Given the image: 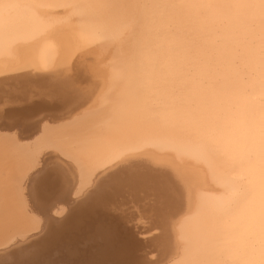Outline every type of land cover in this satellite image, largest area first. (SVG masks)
<instances>
[{"label":"bare ground","instance_id":"bare-ground-1","mask_svg":"<svg viewBox=\"0 0 264 264\" xmlns=\"http://www.w3.org/2000/svg\"><path fill=\"white\" fill-rule=\"evenodd\" d=\"M127 219L146 260L108 249ZM86 239L103 250L72 249ZM13 253L264 264V0H0V264Z\"/></svg>","mask_w":264,"mask_h":264},{"label":"rangeland","instance_id":"rangeland-1","mask_svg":"<svg viewBox=\"0 0 264 264\" xmlns=\"http://www.w3.org/2000/svg\"><path fill=\"white\" fill-rule=\"evenodd\" d=\"M72 74V78H74V77H78L77 76V73H75L74 74V70H72V71H70L69 73H68V75H71ZM15 83V82H14ZM40 85V83L38 82L37 83V86H36V90H35V88H32V90H31V88H30V90H31V92L30 93H33V91H35L34 93H36V92H39V88H40V92H46V91H44L45 89H46V87L45 86H43V88H42V86H39ZM39 86V87H38ZM38 88V89H37ZM45 88V89H44ZM43 89V90H42ZM42 90V91H41ZM52 92V91H51ZM50 92V93H51ZM49 93V94H50ZM52 94V93H51ZM50 94V95H51ZM36 95H34L33 97H31L30 99H28V101L26 100V101H22L21 103H20V101L18 102H15V101H13V104H14V102H15V104L13 105L11 102V100L9 101V104L7 103V104H2L1 105V107H2V109H4L5 111H8V110H11V109H17V108H20V107H23V105L24 106H27V105H29V104H31L29 101H32V102H39V98L40 97H38V95L35 97ZM39 96H41V95H39ZM46 99V101H48L47 100V97L46 96H44ZM12 98V97H11ZM49 98V97H48ZM32 99V100H31ZM34 99V100H33ZM37 100V101H36ZM26 102V103H25ZM51 102H53V104H55V101H51ZM11 103V104H10ZM56 105V104H55ZM10 106V108H8ZM112 191H110V190H108L107 191V196H109V197H112V193H111ZM111 194V195H110ZM121 197H117V200H114V201H117L118 202V200L120 199ZM107 199H109V198H105V200H107ZM104 200V199H103ZM103 200H99V199H97V201H95V204H96V206H98V207H100L101 208V203L102 202H104ZM125 202L126 203H128V201L127 200H125ZM105 204V203H104ZM104 206V205H103ZM103 206H102V208H103ZM105 207V211L108 213V214H110V215H113V214H115V213H117V212H122L121 210H122V208L121 207H111V206H104ZM101 208V209H102ZM118 208V209H117ZM116 209V210H115ZM118 210V211H117ZM103 211H104V209H103ZM113 217H111V219H112ZM126 219V218H125ZM99 220H97V222H98ZM131 220H126V221H123V222H121L120 223V227H121V230H122V232L120 233V239H121V242H119L117 245L116 244H110V245H108V249H109V251H112V250H118V251H120V253H122V255H124L125 253H128L130 250L132 251V250H134V253L135 254H137V256L139 255L140 257H142L144 260H146V258H144L145 256L143 255V251H142V248H143V246L145 247V249H146V244L145 245H143L144 244V242H145V240H146V236L144 237V235L143 234H141L139 231H138V229H137V227L134 225V223H133V221L131 222ZM128 223H130V224H128ZM129 232V233H128ZM132 236V237H131ZM75 244V245H74ZM73 245H74V247H72V249H75V248H80V249H94V252H96L95 250L96 249H98V250H103V248L101 247V243H90L89 242V240H87L86 239V241H80V243H74ZM135 246V247H134ZM36 247V246H35ZM93 247V248H92ZM113 248V249H112ZM151 249L149 248L148 249V254H152V251H153V249L150 251ZM54 252H55V250L52 252L53 254H51L52 255V257L54 256V255H58L59 256V253H60V251H58L57 252V250H56V252H55V254H54ZM58 256H56V257H58ZM17 257V258H16ZM82 257V256H81ZM14 258H15V260L17 261V262H19V256H17L15 253H13V256L11 257V259H8L7 261H6V264H17V262H14ZM55 258V257H54ZM18 259V260H17ZM56 259V258H55ZM5 262V261H4ZM111 264H115L114 262H112Z\"/></svg>","mask_w":264,"mask_h":264}]
</instances>
